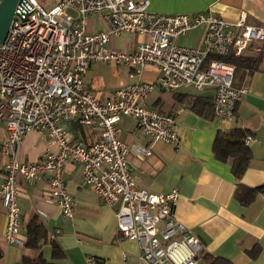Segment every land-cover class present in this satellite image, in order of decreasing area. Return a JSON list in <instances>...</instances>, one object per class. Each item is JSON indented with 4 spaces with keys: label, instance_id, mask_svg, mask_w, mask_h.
Returning <instances> with one entry per match:
<instances>
[{
    "label": "built area",
    "instance_id": "1",
    "mask_svg": "<svg viewBox=\"0 0 264 264\" xmlns=\"http://www.w3.org/2000/svg\"><path fill=\"white\" fill-rule=\"evenodd\" d=\"M97 20L104 30L91 29ZM193 29L203 31L199 45H178L179 37ZM123 34L143 40L134 49L118 47L115 40ZM262 41L264 28L247 24L245 16L230 23L207 13L156 14L149 11L148 0H57L50 9L37 0H21L0 44V124L6 131L0 147L6 157L0 216L6 218L7 243L22 245L21 181L46 177L47 192L62 217L74 218L64 172L78 163L83 183L113 210L121 239L136 241L143 259L150 264H200L202 243L175 217L178 191L153 194L137 186L133 159L150 158L153 151L122 141L119 123L131 118L153 142L178 149L175 115L144 102L156 87L175 91L187 86L213 90L215 117L230 121L248 88L235 86L236 66L221 58L243 57ZM99 62L123 65L137 81L102 99L86 82ZM150 69L155 79L144 80ZM74 122L98 128L100 139L78 141L67 128ZM32 132L47 138L50 147L39 161L25 163L19 151ZM254 141L252 135L245 139L248 146ZM89 260L96 263L93 257Z\"/></svg>",
    "mask_w": 264,
    "mask_h": 264
},
{
    "label": "crops",
    "instance_id": "2",
    "mask_svg": "<svg viewBox=\"0 0 264 264\" xmlns=\"http://www.w3.org/2000/svg\"><path fill=\"white\" fill-rule=\"evenodd\" d=\"M141 1V0H137ZM149 11L156 14H198L220 16L236 23L241 16L252 26L264 28V0H148ZM94 31L104 30L97 20L90 23ZM203 31L190 30L179 37L177 43L184 47H197ZM143 38L123 34L115 45L124 44L134 49ZM244 57L260 58L257 70L236 75L237 87L246 85L248 92L238 104L234 117L228 121L212 116L206 119L193 110L198 98H211L213 90L196 91L187 86L175 91L156 87L144 105L154 110L175 115V131L180 147L163 141H154L137 128L131 118H122L120 139L130 145L151 147L153 154L142 161L133 159V174L140 189L153 194L179 193L175 210L176 219L195 235L203 245L205 254L221 257L233 264H264V196L258 194L252 203L242 205L236 198L239 184L256 188L264 185V41L252 44ZM123 66L99 62L86 75L87 85L106 99L123 86L134 84L137 78ZM154 69L143 74V79L153 81ZM192 88L194 92L189 91ZM68 131L78 140L90 144L100 139L96 127L70 123ZM242 129L255 138L249 146L252 151L250 167L240 182L236 181L231 162L215 158L213 146L220 132ZM6 131L0 124V147ZM50 147V142L38 133L24 139L19 159L25 163L39 161ZM51 149L56 150L52 146ZM6 157L0 151L1 171ZM66 188L74 199V218L65 220L57 202L47 192V178L39 177L20 182L19 197L22 224V245L9 244L5 239L6 218L0 216V264H19L24 256L27 225L38 218L48 231L49 241L43 256L53 264H150L141 257L139 245L134 240L121 239L115 214L90 187L82 181V166L78 163L65 168ZM59 244L64 257L53 260L52 244ZM260 248L257 258L250 251ZM199 263L202 264L201 260Z\"/></svg>",
    "mask_w": 264,
    "mask_h": 264
},
{
    "label": "trees",
    "instance_id": "3",
    "mask_svg": "<svg viewBox=\"0 0 264 264\" xmlns=\"http://www.w3.org/2000/svg\"><path fill=\"white\" fill-rule=\"evenodd\" d=\"M236 66L235 77L244 71L257 70L260 58H221ZM236 86V84H235ZM237 87V86H236ZM193 110L200 116L210 119L214 115V104L211 98L198 97L193 104ZM250 133L242 129L232 130L230 132L218 133L213 152L215 158L221 162H231L232 173L236 181L240 182L250 167L252 160V151L245 143V139ZM87 144V143H86ZM258 194H264V185L251 188L239 184L236 191V198L242 205H249L254 201ZM48 231L36 217L27 225V240L24 243V256L19 264H53L49 263L43 256V248L48 243ZM52 258L53 260L64 257V253L59 244L52 241ZM260 252L259 247L250 251V256L255 259ZM202 264H233L231 261L215 257L202 252L199 255Z\"/></svg>",
    "mask_w": 264,
    "mask_h": 264
},
{
    "label": "water",
    "instance_id": "4",
    "mask_svg": "<svg viewBox=\"0 0 264 264\" xmlns=\"http://www.w3.org/2000/svg\"><path fill=\"white\" fill-rule=\"evenodd\" d=\"M21 0H1L0 3V44L3 42L13 17L15 15L16 6Z\"/></svg>",
    "mask_w": 264,
    "mask_h": 264
},
{
    "label": "rangeland",
    "instance_id": "5",
    "mask_svg": "<svg viewBox=\"0 0 264 264\" xmlns=\"http://www.w3.org/2000/svg\"><path fill=\"white\" fill-rule=\"evenodd\" d=\"M43 7L50 9L52 7H54L57 4V0H37ZM189 91H193L194 90L192 88H189Z\"/></svg>",
    "mask_w": 264,
    "mask_h": 264
}]
</instances>
